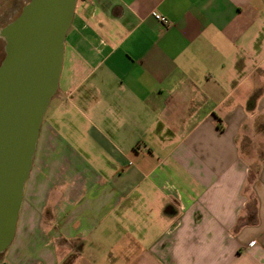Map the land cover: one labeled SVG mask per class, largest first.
I'll return each mask as SVG.
<instances>
[{
	"label": "crops",
	"instance_id": "crops-1",
	"mask_svg": "<svg viewBox=\"0 0 264 264\" xmlns=\"http://www.w3.org/2000/svg\"><path fill=\"white\" fill-rule=\"evenodd\" d=\"M4 264H264V0H77Z\"/></svg>",
	"mask_w": 264,
	"mask_h": 264
},
{
	"label": "water",
	"instance_id": "water-1",
	"mask_svg": "<svg viewBox=\"0 0 264 264\" xmlns=\"http://www.w3.org/2000/svg\"><path fill=\"white\" fill-rule=\"evenodd\" d=\"M77 0H31L1 35L0 254L17 230L45 113L55 96Z\"/></svg>",
	"mask_w": 264,
	"mask_h": 264
},
{
	"label": "rangeland",
	"instance_id": "rangeland-1",
	"mask_svg": "<svg viewBox=\"0 0 264 264\" xmlns=\"http://www.w3.org/2000/svg\"><path fill=\"white\" fill-rule=\"evenodd\" d=\"M1 18H0V64L5 56V39L1 35L2 29L10 23L17 15L16 11H11L9 13V10H3L1 11ZM261 73L254 74V80L258 81V78H260ZM6 253V252H5ZM5 253L0 254V264H4L5 262Z\"/></svg>",
	"mask_w": 264,
	"mask_h": 264
},
{
	"label": "flooded vegetation",
	"instance_id": "flooded-vegetation-1",
	"mask_svg": "<svg viewBox=\"0 0 264 264\" xmlns=\"http://www.w3.org/2000/svg\"><path fill=\"white\" fill-rule=\"evenodd\" d=\"M30 2H31V0H18V1H17V3H16L17 9L15 10L16 13H17V15H16V17H15L11 22H13L15 19H17V18L22 14L24 8H25L27 5H29ZM11 22H10V23H11ZM10 23H8V24H10ZM8 24H7V25H8ZM7 25H6V26H7ZM6 26H5V27H6ZM5 27H4V28H5ZM4 28H3V29H4ZM3 29H2V30H3Z\"/></svg>",
	"mask_w": 264,
	"mask_h": 264
},
{
	"label": "built area",
	"instance_id": "built-area-1",
	"mask_svg": "<svg viewBox=\"0 0 264 264\" xmlns=\"http://www.w3.org/2000/svg\"><path fill=\"white\" fill-rule=\"evenodd\" d=\"M154 17H155V19L157 20V21H159L160 23H162L163 25H165V26H168L169 24H170V21L166 18V17H164V16H161L160 14H154ZM255 241H253L252 243H251V245H255Z\"/></svg>",
	"mask_w": 264,
	"mask_h": 264
}]
</instances>
